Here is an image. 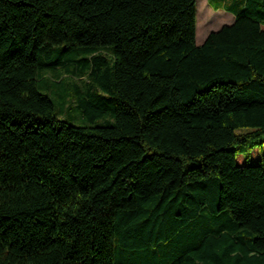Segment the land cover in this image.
<instances>
[{"label": "trees", "instance_id": "16d2710c", "mask_svg": "<svg viewBox=\"0 0 264 264\" xmlns=\"http://www.w3.org/2000/svg\"><path fill=\"white\" fill-rule=\"evenodd\" d=\"M227 10L197 45L195 0H0V264H264V0ZM51 46L112 123L56 117Z\"/></svg>", "mask_w": 264, "mask_h": 264}, {"label": "rangeland", "instance_id": "374dc122", "mask_svg": "<svg viewBox=\"0 0 264 264\" xmlns=\"http://www.w3.org/2000/svg\"><path fill=\"white\" fill-rule=\"evenodd\" d=\"M239 0H195V28L196 41L198 44L201 36L206 31H213L221 26V22L226 19L220 12L229 14L227 8ZM217 8V9H215ZM209 10L211 12H209ZM217 13V14H216ZM73 47L74 44H62ZM60 46H51L50 51L37 56L36 78L37 89L46 94L53 103L54 112L57 118L64 119L71 124L78 126L102 125L113 122L112 110L115 100L104 89L97 85L90 76L79 77L80 72H76L74 67L87 68L88 63L83 60L86 53L78 51L77 58H82L75 63L67 61V57L72 51H65L64 56L57 61L56 50ZM103 60H98L100 71L107 73L112 64L111 50L109 46H104L100 51ZM81 98L101 104V112L90 116L85 114L80 104ZM260 155L264 157V143L252 152V160L256 161Z\"/></svg>", "mask_w": 264, "mask_h": 264}, {"label": "crops", "instance_id": "0c3cea01", "mask_svg": "<svg viewBox=\"0 0 264 264\" xmlns=\"http://www.w3.org/2000/svg\"><path fill=\"white\" fill-rule=\"evenodd\" d=\"M215 9H217V8H215ZM209 12H211V11L209 10ZM228 13H229V14H225L224 12H220L221 15H223V16L226 17L225 20L221 21V22H225L224 24H230V23L232 22V20H233V14L230 13V12H228ZM216 14H217V13H216ZM221 25H223V24L221 23ZM263 27H264V26H263ZM216 30H217V29H216ZM208 32H210V31H206V32L201 36L200 40L198 41V42H199L198 44H201V43H202V41L204 40V38L206 37V35H207ZM195 41H196V40H195ZM198 44H197V45H198Z\"/></svg>", "mask_w": 264, "mask_h": 264}]
</instances>
